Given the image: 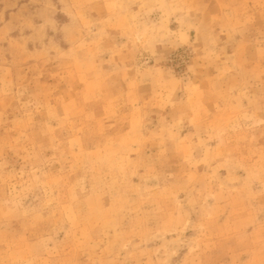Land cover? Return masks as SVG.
I'll use <instances>...</instances> for the list:
<instances>
[{"label": "rangeland", "instance_id": "obj_1", "mask_svg": "<svg viewBox=\"0 0 264 264\" xmlns=\"http://www.w3.org/2000/svg\"><path fill=\"white\" fill-rule=\"evenodd\" d=\"M0 264H264V0H0Z\"/></svg>", "mask_w": 264, "mask_h": 264}]
</instances>
